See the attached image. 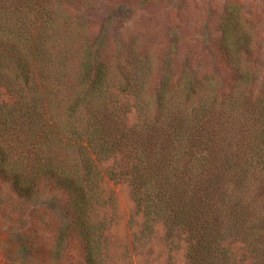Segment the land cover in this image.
Instances as JSON below:
<instances>
[{"label":"trees","instance_id":"16d2710c","mask_svg":"<svg viewBox=\"0 0 264 264\" xmlns=\"http://www.w3.org/2000/svg\"><path fill=\"white\" fill-rule=\"evenodd\" d=\"M92 1L0 0V206L53 212L55 244L104 264L107 178L130 186L143 234L164 222L189 264H264V87L229 54L246 39L223 35L227 94L184 73L148 97L144 61L103 57Z\"/></svg>","mask_w":264,"mask_h":264},{"label":"rangeland","instance_id":"374dc122","mask_svg":"<svg viewBox=\"0 0 264 264\" xmlns=\"http://www.w3.org/2000/svg\"><path fill=\"white\" fill-rule=\"evenodd\" d=\"M84 10L102 39L103 57L119 58L124 67L133 57L146 63L137 71L148 69L140 73L146 74L148 97L166 75L174 84L184 73L195 80L215 78L220 94H227L237 74L221 45L227 28L230 39H246L229 54L255 74L252 92L264 87V0H93ZM124 102L133 125L138 120L134 99L127 96ZM102 190L105 204L97 217L108 225L104 264H189L186 243L169 239L164 222L143 234L145 217L127 183L106 178ZM57 220L53 212L8 214L0 206V264H82L77 246L55 244Z\"/></svg>","mask_w":264,"mask_h":264}]
</instances>
